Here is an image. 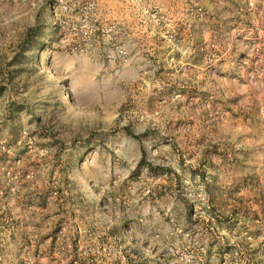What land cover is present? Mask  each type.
<instances>
[{
	"label": "rangeland",
	"instance_id": "374dc122",
	"mask_svg": "<svg viewBox=\"0 0 264 264\" xmlns=\"http://www.w3.org/2000/svg\"><path fill=\"white\" fill-rule=\"evenodd\" d=\"M0 264H264V0H0Z\"/></svg>",
	"mask_w": 264,
	"mask_h": 264
},
{
	"label": "trees",
	"instance_id": "16d2710c",
	"mask_svg": "<svg viewBox=\"0 0 264 264\" xmlns=\"http://www.w3.org/2000/svg\"><path fill=\"white\" fill-rule=\"evenodd\" d=\"M36 37V33L33 30H27L26 33L17 41L14 46V54L9 62V64H15L20 59H25V55L33 50L35 47L36 42H34ZM49 80H51L49 78ZM36 121L38 122L39 119L37 117ZM100 205L102 204L101 201L98 202Z\"/></svg>",
	"mask_w": 264,
	"mask_h": 264
}]
</instances>
